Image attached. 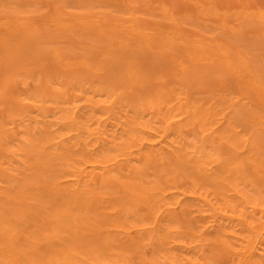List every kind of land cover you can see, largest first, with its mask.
Listing matches in <instances>:
<instances>
[{"label":"bare ground","instance_id":"1","mask_svg":"<svg viewBox=\"0 0 264 264\" xmlns=\"http://www.w3.org/2000/svg\"><path fill=\"white\" fill-rule=\"evenodd\" d=\"M0 264H264V0H0Z\"/></svg>","mask_w":264,"mask_h":264},{"label":"rangeland","instance_id":"2","mask_svg":"<svg viewBox=\"0 0 264 264\" xmlns=\"http://www.w3.org/2000/svg\"><path fill=\"white\" fill-rule=\"evenodd\" d=\"M24 44L26 45L27 50L28 51L30 50V53L32 51H35V52H37V53L40 54V57L47 59L48 54L45 51L42 50V47H41L40 44H36V42H34L33 40H28V39L25 40V43ZM19 61L20 62H23L24 61V64H26L29 61L27 59V54L26 53L25 54H22V56H21V58H20Z\"/></svg>","mask_w":264,"mask_h":264}]
</instances>
